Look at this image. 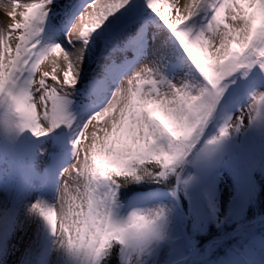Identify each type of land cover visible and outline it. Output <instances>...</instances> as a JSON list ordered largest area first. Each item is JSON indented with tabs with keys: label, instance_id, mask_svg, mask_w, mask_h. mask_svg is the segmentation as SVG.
<instances>
[{
	"label": "snow or ice",
	"instance_id": "1",
	"mask_svg": "<svg viewBox=\"0 0 264 264\" xmlns=\"http://www.w3.org/2000/svg\"><path fill=\"white\" fill-rule=\"evenodd\" d=\"M3 2L0 264H264V0Z\"/></svg>",
	"mask_w": 264,
	"mask_h": 264
},
{
	"label": "bare ground",
	"instance_id": "2",
	"mask_svg": "<svg viewBox=\"0 0 264 264\" xmlns=\"http://www.w3.org/2000/svg\"><path fill=\"white\" fill-rule=\"evenodd\" d=\"M23 2V0H22ZM183 3V0H180ZM10 10V5H7L0 0V27H6L7 25L11 24L12 21L7 18V12ZM50 61L46 62L45 65L42 66L45 70H50Z\"/></svg>",
	"mask_w": 264,
	"mask_h": 264
},
{
	"label": "rangeland",
	"instance_id": "3",
	"mask_svg": "<svg viewBox=\"0 0 264 264\" xmlns=\"http://www.w3.org/2000/svg\"><path fill=\"white\" fill-rule=\"evenodd\" d=\"M246 122V121H245Z\"/></svg>",
	"mask_w": 264,
	"mask_h": 264
}]
</instances>
